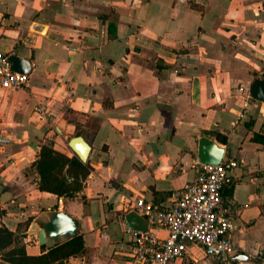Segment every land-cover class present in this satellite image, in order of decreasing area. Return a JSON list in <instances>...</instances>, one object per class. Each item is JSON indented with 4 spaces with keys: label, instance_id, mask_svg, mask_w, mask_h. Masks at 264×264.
I'll list each match as a JSON object with an SVG mask.
<instances>
[{
    "label": "crops",
    "instance_id": "1",
    "mask_svg": "<svg viewBox=\"0 0 264 264\" xmlns=\"http://www.w3.org/2000/svg\"><path fill=\"white\" fill-rule=\"evenodd\" d=\"M0 50L30 61L27 85L0 88V225L25 234L29 254L47 251L33 229L63 210L84 248L53 264H133L132 200L169 207L196 181L207 136L239 161L223 189L236 251L224 261L191 243L169 264H264V143L252 139L264 101L244 108L239 91L264 79V0H0ZM78 134L86 161L68 145ZM44 144L85 165L65 166L74 193L40 188Z\"/></svg>",
    "mask_w": 264,
    "mask_h": 264
},
{
    "label": "built area",
    "instance_id": "2",
    "mask_svg": "<svg viewBox=\"0 0 264 264\" xmlns=\"http://www.w3.org/2000/svg\"><path fill=\"white\" fill-rule=\"evenodd\" d=\"M9 55L0 50V88L27 85L29 73L14 71ZM239 91L247 97L243 102V107L247 108L253 97L244 86H240ZM36 111L45 112V106L39 105ZM239 116L243 117L244 112ZM9 141L0 130V146ZM238 165V159L227 154L218 164L200 163L196 181L179 190L167 208L154 207L143 197L133 199V209L148 221L146 230L126 229L132 237L130 256L133 262L169 264L186 255L191 243L201 245L208 256L229 261L236 251L231 239L236 224L225 213L223 189L232 183V171ZM66 177L72 180L70 176ZM63 199L59 196L58 203L62 204ZM151 226L167 229L168 236L158 237Z\"/></svg>",
    "mask_w": 264,
    "mask_h": 264
},
{
    "label": "trees",
    "instance_id": "3",
    "mask_svg": "<svg viewBox=\"0 0 264 264\" xmlns=\"http://www.w3.org/2000/svg\"><path fill=\"white\" fill-rule=\"evenodd\" d=\"M252 139L264 143V133L255 132ZM226 142V138H222ZM74 163L82 171L86 170L85 165L77 159H70L67 154L57 151L50 144L42 145L38 159L35 162L40 175V188L55 192L57 194H72L79 188L77 177L69 181L66 174L71 171L65 166ZM76 180V181H74ZM75 183V184H74ZM25 234L20 231H13L5 225H0V256L11 264H53L57 261L78 254L84 248V240L80 234L48 247L46 252L40 254H29L26 250L27 241H24ZM45 250V244L42 245Z\"/></svg>",
    "mask_w": 264,
    "mask_h": 264
},
{
    "label": "water",
    "instance_id": "4",
    "mask_svg": "<svg viewBox=\"0 0 264 264\" xmlns=\"http://www.w3.org/2000/svg\"><path fill=\"white\" fill-rule=\"evenodd\" d=\"M12 69L21 73H28L30 61L15 53L9 55ZM250 94L253 98L264 101V79L255 78L250 86ZM69 147L82 161H86L91 151L90 143L80 134L72 136L68 140ZM198 158L203 164H218L225 154V148L207 136H201L198 142ZM127 228L146 230L147 219L135 209L125 214ZM79 225L75 217L63 210L49 211L47 220L39 229H33L38 233L39 242L49 247L56 245L60 240H67L78 235Z\"/></svg>",
    "mask_w": 264,
    "mask_h": 264
},
{
    "label": "rangeland",
    "instance_id": "5",
    "mask_svg": "<svg viewBox=\"0 0 264 264\" xmlns=\"http://www.w3.org/2000/svg\"><path fill=\"white\" fill-rule=\"evenodd\" d=\"M57 150V149H56ZM57 151H59V150H57ZM59 152H62V151H59ZM63 153V152H62ZM133 260V259H132ZM133 264H135L134 262H133Z\"/></svg>",
    "mask_w": 264,
    "mask_h": 264
}]
</instances>
